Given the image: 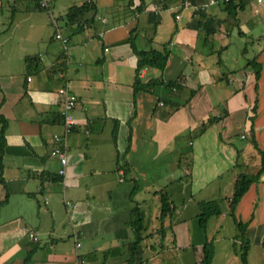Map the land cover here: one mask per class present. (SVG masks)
<instances>
[{
    "label": "crops",
    "instance_id": "1",
    "mask_svg": "<svg viewBox=\"0 0 264 264\" xmlns=\"http://www.w3.org/2000/svg\"><path fill=\"white\" fill-rule=\"evenodd\" d=\"M86 1L70 0L54 24L46 11L0 0V20L14 25L7 33L0 22V264H128L136 227L139 264L158 257L153 242L166 243L168 257L201 248L215 217L204 230L202 204L229 203L238 175L263 163L247 133L254 129L264 151V43L251 48L259 77L247 44L264 27V0H145L143 10L133 0H93L95 10L66 23V11ZM165 47L164 70L144 67L141 81L155 83L136 91L137 50ZM67 83L78 103L63 176L53 135L63 131ZM163 194L173 202L165 215ZM236 215L249 253L264 247V171ZM216 225L219 234L223 221Z\"/></svg>",
    "mask_w": 264,
    "mask_h": 264
},
{
    "label": "trees",
    "instance_id": "2",
    "mask_svg": "<svg viewBox=\"0 0 264 264\" xmlns=\"http://www.w3.org/2000/svg\"><path fill=\"white\" fill-rule=\"evenodd\" d=\"M140 3L134 4V0L132 1V5L135 6V9L137 10H143L145 5V0H139ZM227 1V2H231ZM226 2V1H225ZM95 1L88 0L85 3H83L81 6H72L69 8L66 16L64 17V21L66 23H71L75 19H77L81 14H84L85 12L92 11L96 9ZM137 53L140 55V60L137 64V78H136V84H135V90L138 91L141 88H146L149 85L152 86L155 81L149 83V85H145L139 76V72L146 66H151L158 68L159 70L163 71L167 62V59L169 57V51L166 49H146V50H137ZM252 64L256 67V76L259 77L261 74V69L259 67V63L255 62L254 60L251 61ZM259 64V65H258ZM177 82H169L168 85H176ZM0 181H3V169H4V162L3 157L5 153V146H6V119L5 117L0 113ZM252 142L258 148L259 152L263 155V163L258 170L256 174H249V173H240L237 177L236 186H235V192L232 196V198L229 200L230 205V214L234 217L235 222L237 224L238 228V239L241 241V247L239 248V255L241 257L242 264H248V253L251 246V241L246 236V229L247 224L242 222L240 219H238L236 215V209L237 205L242 199V197L246 194V192L250 189L251 185L257 181L260 174L264 171V151L261 150L258 146V142L256 139V134L254 129L252 128ZM173 208V202L170 200L167 194L162 195V214L165 215L167 213H170ZM135 212L140 213V209L137 206L134 209ZM223 213L221 207L219 204L216 203V201H210L205 202L202 204V211L199 214V223L200 226L207 230L209 221L214 216H219ZM138 239L131 245V248L133 250L132 255L130 258H128L127 262L128 264H139L140 263V257H138L137 252L140 248V228L136 227ZM264 245V242H263ZM201 257L199 260V264H214V257H215V244L214 240L210 239L207 240L201 247Z\"/></svg>",
    "mask_w": 264,
    "mask_h": 264
},
{
    "label": "rangeland",
    "instance_id": "3",
    "mask_svg": "<svg viewBox=\"0 0 264 264\" xmlns=\"http://www.w3.org/2000/svg\"><path fill=\"white\" fill-rule=\"evenodd\" d=\"M24 2H22L21 0H14V4L16 3V7H20L19 10H25L29 7H31L30 9L33 10L35 9L36 11H46L47 15H50V18L53 21V17L56 18V20L58 19V17L63 14L64 9L66 8V5H68L70 0H52L53 2L51 3V0H48L49 2V7H44L42 6L41 0H23ZM120 0H116V2L118 3ZM57 2V4H56ZM78 3V2H77ZM13 4V2H12ZM64 7V9L62 8ZM106 9V5L103 6L102 8H99V13H103ZM69 10V9H68ZM68 10L66 12H68ZM53 13V14H52ZM53 15V16H52ZM6 17V14H5ZM11 19V17H10ZM18 21H21L20 19H18ZM0 22L2 24H9V30L7 31V33H10L11 30L13 29L14 25L8 20V18L6 17V19L4 18V21ZM250 22H252V20H250ZM254 22L257 23V19L254 20ZM0 23V24H1ZM22 24V22H21ZM54 24H56L54 22ZM53 25V24H52ZM21 27V25H20ZM56 29V28H55ZM258 42H262L264 43V27L260 28L257 33L255 34L254 38L252 41H250V43L247 44V48L249 50V53L247 54L249 59H255L254 55H252L251 52V48L253 43L257 44ZM40 45V42L38 43V47ZM256 47V45H255ZM42 49V47H41ZM251 131H248V140L249 142H251V138H252V134L250 133ZM217 204L220 205L222 211H224V215L222 217H218L215 216L212 220H211V227L214 229V227H216L217 222L219 221H223L224 224V230L221 232H212L211 231V227L209 229L210 234H212L211 236H209L210 238H213L215 240H219L221 238V236H225L224 239H220L222 240V242L218 243V253L216 256V261L215 264H241V257H239V248L241 247V242L235 240V235L237 233V224L234 221V218L232 215H230V205L226 200H215ZM228 212V213H227ZM217 231V228H216ZM213 233H216L213 235ZM216 235V236H215ZM216 237V238H215ZM149 242V241H148ZM166 243L158 241L157 243H152V245H155L156 249L158 250V257L153 261L152 264H199V260L201 257V248H197L196 246L193 248L192 246L187 247L185 250L184 249H176L175 251V255L173 256H164L161 255V245H163ZM147 245L146 242L142 243V246L145 248V246ZM232 247L231 249V253L227 252L228 251V247ZM227 247V249H226ZM235 247V248H234ZM253 249L250 253H248V264L249 262H251V264H264V260L262 259V252H264V247L262 245L258 246V245H253L252 246ZM236 250V256L237 257H231L229 255H234V252ZM234 251V252H233ZM197 252V253H196ZM161 255V256H160ZM197 262V263H196Z\"/></svg>",
    "mask_w": 264,
    "mask_h": 264
},
{
    "label": "built area",
    "instance_id": "4",
    "mask_svg": "<svg viewBox=\"0 0 264 264\" xmlns=\"http://www.w3.org/2000/svg\"><path fill=\"white\" fill-rule=\"evenodd\" d=\"M214 2L215 0H211ZM230 1V0H223ZM42 6L49 7L48 0H41ZM56 22V21H55ZM57 37L61 38L63 41L64 51L67 53L69 51L68 42L69 39L67 37H63L60 30L57 29ZM59 94L63 96V104L61 109V115L63 117V131L57 132L53 135L57 145L53 149V154L56 155L61 163V167L59 169L60 175L66 174V165H67V151H68V136L74 129L76 125V116L74 115V109L78 103V98L75 93L71 91L70 85L67 83L65 86L59 89ZM123 173V172H122ZM68 205L71 204L70 201H66ZM23 230L27 231L31 237L35 238V233L30 231L29 228L23 227ZM77 238V234H75ZM78 246L80 243L78 242Z\"/></svg>",
    "mask_w": 264,
    "mask_h": 264
}]
</instances>
